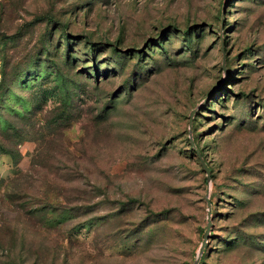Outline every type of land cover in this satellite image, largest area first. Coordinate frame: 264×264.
Wrapping results in <instances>:
<instances>
[{"label": "rangeland", "instance_id": "374dc122", "mask_svg": "<svg viewBox=\"0 0 264 264\" xmlns=\"http://www.w3.org/2000/svg\"><path fill=\"white\" fill-rule=\"evenodd\" d=\"M0 264H264V0H0Z\"/></svg>", "mask_w": 264, "mask_h": 264}, {"label": "water", "instance_id": "95a60500", "mask_svg": "<svg viewBox=\"0 0 264 264\" xmlns=\"http://www.w3.org/2000/svg\"><path fill=\"white\" fill-rule=\"evenodd\" d=\"M208 204H209V202H208ZM209 229H210V222L207 223V226H206V229H205V238L207 237V233H208ZM203 245H204V240H203V242H202V246H201L200 249L203 248ZM200 251H201V250H200Z\"/></svg>", "mask_w": 264, "mask_h": 264}]
</instances>
